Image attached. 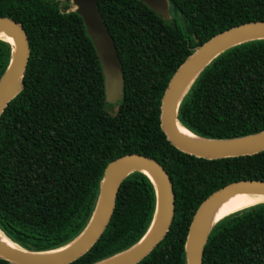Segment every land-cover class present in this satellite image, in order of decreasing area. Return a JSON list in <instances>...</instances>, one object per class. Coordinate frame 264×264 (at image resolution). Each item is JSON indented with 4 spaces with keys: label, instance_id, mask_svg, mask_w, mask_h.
<instances>
[{
    "label": "trees",
    "instance_id": "1",
    "mask_svg": "<svg viewBox=\"0 0 264 264\" xmlns=\"http://www.w3.org/2000/svg\"><path fill=\"white\" fill-rule=\"evenodd\" d=\"M61 1L0 0V16L21 24L29 43L22 88L0 114V231L28 251L68 244L91 218L107 164L138 153L168 174L174 214L164 237L135 264H186L184 245L199 205L231 182L264 181V150L217 159L180 151L160 127L161 98L202 43L264 21V0H167L169 20L139 0H98L123 75L115 104L104 100L101 67L81 17ZM10 56V44L0 38V77ZM177 120L206 139L264 130V38L214 57L180 100ZM263 202L211 227L202 264H264ZM155 208L153 183L131 172L102 234L68 264H92L131 247L147 232ZM0 264L12 263L0 258Z\"/></svg>",
    "mask_w": 264,
    "mask_h": 264
},
{
    "label": "water",
    "instance_id": "2",
    "mask_svg": "<svg viewBox=\"0 0 264 264\" xmlns=\"http://www.w3.org/2000/svg\"><path fill=\"white\" fill-rule=\"evenodd\" d=\"M71 1L75 12L83 21L86 33L96 52L103 76L104 100L106 103L115 104L122 96L123 75L115 43L98 10V0ZM139 1L160 15L162 19H170L167 0ZM1 32L11 37L14 42L0 37L11 46L9 63L0 77V114L8 102L21 90L22 77L29 56V43L21 24L9 17L0 16ZM262 38H264V21L246 22L233 26L202 43L175 70L161 98L159 119L161 129L177 149L205 159L251 155L264 150V130L233 139H206L193 134L177 120L180 100L194 78L214 57L236 44ZM179 126L202 141L193 142L186 139L179 132ZM134 171L145 174L155 187L156 208L151 225L144 236L131 247L92 264H135L139 262L168 231L174 214V193L168 174L160 163L138 153L123 155L107 164L91 218L75 239L57 249L28 251L15 245L0 231L1 235L14 245V247L9 246L0 239V258L12 264H68L74 261L88 251L102 234L111 217L121 182ZM236 193L264 194V181L231 182L203 200L195 211L188 228L184 245L186 264H202L203 247L208 233L211 227L224 217L208 226L210 213L218 203Z\"/></svg>",
    "mask_w": 264,
    "mask_h": 264
},
{
    "label": "bare ground",
    "instance_id": "3",
    "mask_svg": "<svg viewBox=\"0 0 264 264\" xmlns=\"http://www.w3.org/2000/svg\"><path fill=\"white\" fill-rule=\"evenodd\" d=\"M0 37L7 38L12 43L14 42L11 37H8L5 35L4 32L0 33ZM179 132L183 137L186 139H189L193 142H201L202 140L197 138L196 136L192 135L183 127H178ZM264 200V194H247V193H236L234 195H231L224 200H222L220 203H218L211 211L209 220H208V226L214 223L216 220L220 219L221 217L236 211L238 209H242L244 207H248L250 205H253L255 203H259ZM264 203V202H263ZM259 205V204H258ZM0 239L7 245L13 246L3 235L0 233Z\"/></svg>",
    "mask_w": 264,
    "mask_h": 264
},
{
    "label": "rangeland",
    "instance_id": "4",
    "mask_svg": "<svg viewBox=\"0 0 264 264\" xmlns=\"http://www.w3.org/2000/svg\"><path fill=\"white\" fill-rule=\"evenodd\" d=\"M62 5L67 4L70 8H73V5H71L70 0H62Z\"/></svg>",
    "mask_w": 264,
    "mask_h": 264
}]
</instances>
